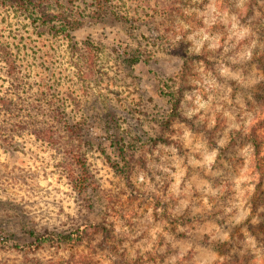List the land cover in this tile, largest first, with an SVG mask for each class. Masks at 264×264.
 <instances>
[{"label": "rangeland", "instance_id": "rangeland-1", "mask_svg": "<svg viewBox=\"0 0 264 264\" xmlns=\"http://www.w3.org/2000/svg\"><path fill=\"white\" fill-rule=\"evenodd\" d=\"M60 2L0 1V95L54 130L2 129L0 264H264V0Z\"/></svg>", "mask_w": 264, "mask_h": 264}, {"label": "trees", "instance_id": "trees-1", "mask_svg": "<svg viewBox=\"0 0 264 264\" xmlns=\"http://www.w3.org/2000/svg\"><path fill=\"white\" fill-rule=\"evenodd\" d=\"M3 3H7L13 7L23 10L29 13L30 17L34 21H39L41 25L52 26V29L61 32L66 29H77L83 22L74 17L70 12L66 10H60L59 7L63 6L60 0H0ZM99 5V9L104 8V0H96ZM59 24L61 27H59ZM94 52L89 51L88 56L90 59L94 58ZM0 60L4 62L7 74L11 76L15 81V85L18 88L22 83H24L23 78L20 75V66L16 60V56L8 45L0 43ZM40 92V91H39ZM42 95L44 91H41ZM0 138L3 135V130L6 133L4 136V141H10L13 135H18L20 132L30 131L35 136L50 141L51 133L54 130L50 127H44L42 123H39V115L36 113H31L29 120H19V114L21 110H25L22 106H17L12 99L6 96L0 95ZM31 108L35 109L37 112L45 113V108L38 104V100H33L30 105ZM3 123V125H2ZM5 123H8L5 126ZM39 123V124H38ZM66 131L70 134L77 133L79 130L75 129L77 127L70 125L68 122L65 123ZM3 129V130H2ZM109 157V161L113 168L121 171L122 173H128L130 158L128 156L120 155L119 157L112 158ZM69 238V237H67Z\"/></svg>", "mask_w": 264, "mask_h": 264}]
</instances>
